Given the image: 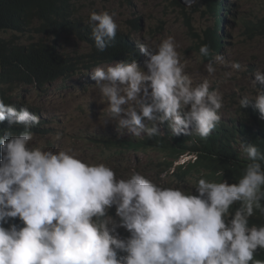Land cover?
I'll use <instances>...</instances> for the list:
<instances>
[{"label": "clouds", "instance_id": "9594fccd", "mask_svg": "<svg viewBox=\"0 0 264 264\" xmlns=\"http://www.w3.org/2000/svg\"><path fill=\"white\" fill-rule=\"evenodd\" d=\"M169 1L184 10L192 0ZM202 1L214 22L198 33L191 18L184 24L189 51L206 63L202 80L173 37L134 40L149 22L146 4L117 24L108 11L84 15L76 0L89 39L60 33L61 51L75 58L32 92L51 88L80 126L49 143L38 111L0 98V122L24 126L0 135V264H264V0L250 16L248 0H211L216 15ZM207 28L212 45L195 49ZM119 31L134 44H117ZM70 37L88 50L68 48Z\"/></svg>", "mask_w": 264, "mask_h": 264}, {"label": "trees", "instance_id": "16d2710c", "mask_svg": "<svg viewBox=\"0 0 264 264\" xmlns=\"http://www.w3.org/2000/svg\"><path fill=\"white\" fill-rule=\"evenodd\" d=\"M207 4L211 7V13L216 15L217 5L211 0ZM78 11L76 0H0L1 35L2 31L27 33L34 29L44 37L38 41L17 43L13 37L7 39L0 36V98L6 104L16 106L18 110L22 106L26 107L27 103L23 101L25 93H31L34 87L46 90V86L55 78L60 68L69 69L65 64L75 57H68L61 51L57 38L60 33H72L89 39L87 26L76 19ZM133 26L136 29L140 27L135 23ZM203 34L199 43L194 46L197 50L201 45L211 46L213 43L211 28L205 29ZM116 42L124 48L134 44L123 31L118 32ZM42 125L43 118L40 127ZM40 127L33 132L40 135L48 132ZM6 129L10 132L24 131V126L9 125L7 120L0 122V135Z\"/></svg>", "mask_w": 264, "mask_h": 264}, {"label": "rangeland", "instance_id": "374dc122", "mask_svg": "<svg viewBox=\"0 0 264 264\" xmlns=\"http://www.w3.org/2000/svg\"><path fill=\"white\" fill-rule=\"evenodd\" d=\"M80 3L85 5L83 9L84 15L89 13L92 9H99L100 12L108 11L115 13V20L117 24H121L124 20L130 18L134 12L140 13L143 5H145L146 16L149 18V22L142 35L134 33L132 37L135 41L143 40L145 44L153 46L158 44L162 39L167 37H173L178 45V51L181 54L182 62L187 65V71L193 76L195 80H202L207 75L205 71V62L198 56L195 50H190L193 47L194 40H188L187 34L189 30L184 27L188 18H191V23L195 28V32H200L203 28H206V23L214 22V18L207 14V6L202 0H192L188 5H184V10H179L171 4L169 0H94L87 6L88 0H80ZM244 13L250 16L253 12H256L259 8V4L255 0H248L243 3ZM180 13H183L180 16ZM204 13V15H203ZM160 20L166 22V30L162 32L159 27ZM131 26H129L127 33L131 32ZM4 35L13 37L18 42L27 43L31 37L29 33H13L4 32ZM35 39V38H34ZM75 40L69 38L66 41V46L72 50H79L85 52L89 46L84 43L78 42L75 45ZM236 45L241 49H258L259 45L252 41H245L237 39ZM223 84L226 88L231 91L232 86L228 80L224 81ZM37 89V88H36ZM24 99L26 106L32 111H38L42 118L46 121V127H50L53 132L47 137L46 141L49 143L56 144L57 141L61 140V133L64 130H74L75 127H79L76 121L71 120L67 114L62 110V104L58 102L55 96L52 94L51 88L45 92H32L25 94ZM74 149L88 154L93 158H100L96 148H87L83 145H73ZM160 156L159 152H151L149 158H157Z\"/></svg>", "mask_w": 264, "mask_h": 264}, {"label": "bare ground", "instance_id": "6f19581e", "mask_svg": "<svg viewBox=\"0 0 264 264\" xmlns=\"http://www.w3.org/2000/svg\"><path fill=\"white\" fill-rule=\"evenodd\" d=\"M222 4H223V0H221V7H222ZM93 10H91L89 13H91ZM220 20H221V24H222V20H223V10H222V8H221V13H220ZM221 41H220V43H222V42H224L225 41V38L223 37V39H220ZM85 65V64H84ZM88 70V69H87ZM89 75V74H88ZM91 81H92V79H90ZM35 113V112H34ZM36 114V113H35ZM219 124H221V123H219ZM226 125V127H229V123H226L225 124ZM217 130V129H216ZM72 132L71 131H69V130H64V131H62V133H61V136H65L66 134H71Z\"/></svg>", "mask_w": 264, "mask_h": 264}, {"label": "water", "instance_id": "95a60500", "mask_svg": "<svg viewBox=\"0 0 264 264\" xmlns=\"http://www.w3.org/2000/svg\"><path fill=\"white\" fill-rule=\"evenodd\" d=\"M179 1H180L181 3H183V4L186 3L185 0H179Z\"/></svg>", "mask_w": 264, "mask_h": 264}]
</instances>
